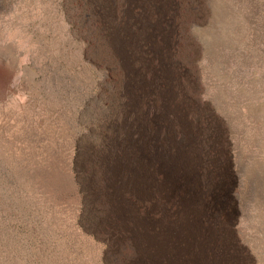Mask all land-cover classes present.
Listing matches in <instances>:
<instances>
[{
	"label": "rangeland",
	"instance_id": "374dc122",
	"mask_svg": "<svg viewBox=\"0 0 264 264\" xmlns=\"http://www.w3.org/2000/svg\"><path fill=\"white\" fill-rule=\"evenodd\" d=\"M0 264H264V0H0Z\"/></svg>",
	"mask_w": 264,
	"mask_h": 264
},
{
	"label": "bare ground",
	"instance_id": "6f19581e",
	"mask_svg": "<svg viewBox=\"0 0 264 264\" xmlns=\"http://www.w3.org/2000/svg\"><path fill=\"white\" fill-rule=\"evenodd\" d=\"M130 174V173H129ZM128 174V176H127V183H129L133 188H134V186H135V184H136V177H133V175H129ZM125 239H128V240H130V245L132 246L133 245V247H134V254H132V256H133V258H135L136 260L138 259V260H142V261H148V262H150V258H151V255H150V247H151V244H150V242H146V243H140V244H138L137 243V241L136 240H133L132 238H131V236H130V239H129V236L127 235L125 238H124V240ZM132 241H133V243H132ZM126 245V244H125ZM138 248V249H137Z\"/></svg>",
	"mask_w": 264,
	"mask_h": 264
}]
</instances>
